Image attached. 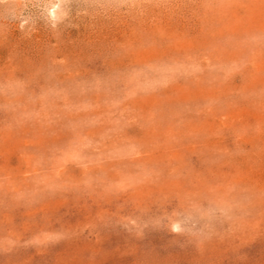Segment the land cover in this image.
Here are the masks:
<instances>
[{
	"label": "rangeland",
	"instance_id": "374dc122",
	"mask_svg": "<svg viewBox=\"0 0 264 264\" xmlns=\"http://www.w3.org/2000/svg\"><path fill=\"white\" fill-rule=\"evenodd\" d=\"M0 264H264V0H0Z\"/></svg>",
	"mask_w": 264,
	"mask_h": 264
}]
</instances>
